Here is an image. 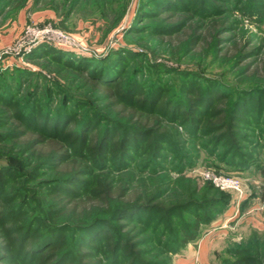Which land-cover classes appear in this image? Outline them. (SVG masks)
<instances>
[{
	"label": "trees",
	"instance_id": "obj_1",
	"mask_svg": "<svg viewBox=\"0 0 264 264\" xmlns=\"http://www.w3.org/2000/svg\"><path fill=\"white\" fill-rule=\"evenodd\" d=\"M14 1L27 3L0 0V16ZM234 11L262 22L264 0H139L126 34L159 39L172 60L193 57L204 27ZM28 59L43 72L0 74V264H173L230 202L183 175L196 164L189 146L232 171L260 170L263 86L124 49L93 58L39 45ZM252 234L221 264H264V233Z\"/></svg>",
	"mask_w": 264,
	"mask_h": 264
},
{
	"label": "rangeland",
	"instance_id": "obj_2",
	"mask_svg": "<svg viewBox=\"0 0 264 264\" xmlns=\"http://www.w3.org/2000/svg\"><path fill=\"white\" fill-rule=\"evenodd\" d=\"M60 1L41 0L35 3L27 0L24 6L15 1L8 4L10 6L0 16V74L4 70L13 73L16 68L43 72L42 64L31 62L28 56L37 46L49 45L93 58H101L119 49L146 52L153 62H163L170 67L194 68L201 75L217 78L227 86L243 89L264 87V21L247 19L234 11L227 17L226 24L204 27L205 40L195 48L196 55L172 60L159 39L147 41L136 34H126L139 0H126L123 14L120 9L125 0H108L106 4L95 0L96 4L79 6L68 16L64 14L67 8L58 7L55 11L54 5ZM118 15V19L114 20ZM227 25L232 27L231 30L215 35L218 28ZM218 38L228 41L217 47L214 42ZM258 49L261 54L257 56L239 58L241 54L257 53ZM189 148L188 155L195 158L196 164L186 167L183 175L195 180L199 187L210 184L230 198L228 208L205 227L201 235L202 238L214 231L210 262L221 264L224 259L231 258L229 248L249 239L253 232L264 233V208L261 209L264 206V175L260 171L264 169V149L255 153L260 159V170L250 167L235 172L228 163L218 164L214 158H209L200 146ZM204 172L238 180L247 200L237 216H234L233 207L236 193L221 189L212 178L207 179Z\"/></svg>",
	"mask_w": 264,
	"mask_h": 264
},
{
	"label": "crops",
	"instance_id": "obj_3",
	"mask_svg": "<svg viewBox=\"0 0 264 264\" xmlns=\"http://www.w3.org/2000/svg\"><path fill=\"white\" fill-rule=\"evenodd\" d=\"M213 234L214 231L212 234L207 233L196 243L187 245L180 254L175 256L173 264H211Z\"/></svg>",
	"mask_w": 264,
	"mask_h": 264
},
{
	"label": "built area",
	"instance_id": "obj_4",
	"mask_svg": "<svg viewBox=\"0 0 264 264\" xmlns=\"http://www.w3.org/2000/svg\"><path fill=\"white\" fill-rule=\"evenodd\" d=\"M204 173H205L204 176L207 179L212 178L214 180L215 184L217 186H219L221 189H230L236 193L235 203H234L233 207H234V211H235L234 216H237V213L240 211V208H241L243 202H245L247 200V198L243 195V193L241 191V186L238 183V180L235 178L217 177V176L212 175L211 173H208V172H204ZM263 208H264V206L261 207V209H263Z\"/></svg>",
	"mask_w": 264,
	"mask_h": 264
}]
</instances>
